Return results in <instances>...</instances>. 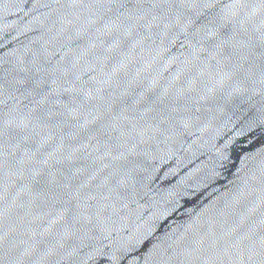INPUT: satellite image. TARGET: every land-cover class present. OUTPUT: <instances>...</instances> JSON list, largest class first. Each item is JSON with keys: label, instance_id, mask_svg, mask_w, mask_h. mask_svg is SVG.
I'll use <instances>...</instances> for the list:
<instances>
[{"label": "water", "instance_id": "water-1", "mask_svg": "<svg viewBox=\"0 0 264 264\" xmlns=\"http://www.w3.org/2000/svg\"><path fill=\"white\" fill-rule=\"evenodd\" d=\"M0 264H264V0H0Z\"/></svg>", "mask_w": 264, "mask_h": 264}]
</instances>
